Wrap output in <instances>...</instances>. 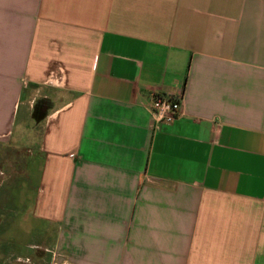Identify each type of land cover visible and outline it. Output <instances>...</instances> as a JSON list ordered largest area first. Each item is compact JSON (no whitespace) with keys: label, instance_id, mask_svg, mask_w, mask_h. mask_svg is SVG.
I'll return each mask as SVG.
<instances>
[{"label":"crops","instance_id":"1","mask_svg":"<svg viewBox=\"0 0 264 264\" xmlns=\"http://www.w3.org/2000/svg\"><path fill=\"white\" fill-rule=\"evenodd\" d=\"M3 221L75 264H264V0H0Z\"/></svg>","mask_w":264,"mask_h":264},{"label":"rangeland","instance_id":"2","mask_svg":"<svg viewBox=\"0 0 264 264\" xmlns=\"http://www.w3.org/2000/svg\"><path fill=\"white\" fill-rule=\"evenodd\" d=\"M0 226L7 231L4 221ZM29 233H31L30 226L25 230L17 231L16 237H0V243H3L0 245V264H75L51 246L46 247L43 244L45 241L40 240L35 243L38 238ZM17 239L20 241L15 243Z\"/></svg>","mask_w":264,"mask_h":264},{"label":"built area","instance_id":"3","mask_svg":"<svg viewBox=\"0 0 264 264\" xmlns=\"http://www.w3.org/2000/svg\"><path fill=\"white\" fill-rule=\"evenodd\" d=\"M150 111L157 124L169 123L182 114L183 98L165 93L152 94Z\"/></svg>","mask_w":264,"mask_h":264}]
</instances>
